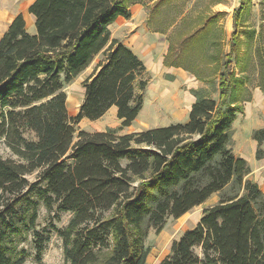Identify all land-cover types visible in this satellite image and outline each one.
<instances>
[{"label": "trees", "instance_id": "16d2710c", "mask_svg": "<svg viewBox=\"0 0 264 264\" xmlns=\"http://www.w3.org/2000/svg\"><path fill=\"white\" fill-rule=\"evenodd\" d=\"M30 1L34 30L18 13L0 37V139L13 156L0 155V264H23L25 250L9 239L22 228L34 231L39 254L34 195L47 208L70 214L64 227L53 226L66 264H145L148 233L213 194L217 202L173 241L159 264H264V192L231 147L233 123L250 100L233 61L238 58L243 72L240 58L256 35L264 40V22L258 33L245 27L251 0H240L233 12L229 51L218 37L214 52H203L210 58L206 66H223L217 100L194 89L185 122L123 134L80 130L76 140L72 122L96 120L115 107L123 128L141 111L148 70L112 37L109 25L119 16L128 19L131 5L151 0ZM166 1L156 0L154 8ZM218 15L205 17L202 30L183 42L206 43L202 39L216 30ZM172 43L164 63L180 67L170 56ZM257 52L264 55V44ZM99 54L72 118L65 87ZM252 139L260 145L264 128L253 130ZM262 157L257 149L256 158ZM24 206L31 211L21 212Z\"/></svg>", "mask_w": 264, "mask_h": 264}, {"label": "rangeland", "instance_id": "374dc122", "mask_svg": "<svg viewBox=\"0 0 264 264\" xmlns=\"http://www.w3.org/2000/svg\"><path fill=\"white\" fill-rule=\"evenodd\" d=\"M30 4V0H0V37L18 13L22 14L26 29L29 32L34 30L33 17L28 13ZM239 4L240 0H169L154 9L151 8V14H153L151 28H161L164 30L167 40L173 42L174 50L170 56L186 72V78L176 81L162 68L158 70L148 69L147 85L142 92V108L130 126L120 128L121 121L117 118L116 108L112 107L96 120L82 118L78 122H72L75 130L74 140L77 139L80 130L94 132L112 128L117 129L119 134H123L166 126L170 123L184 122L188 119V112L185 111L189 105L187 100H189V96H194L192 93L194 89H198L204 95L217 100L219 96L218 74L222 71L223 66H219L218 70L215 65L206 66L205 64L210 62V58L203 52L207 50L208 53L214 52L213 42L218 37L222 40L225 52L229 51L231 34L234 30L232 15ZM217 13L221 14L217 16V28L207 32L205 38L202 39L208 40L206 43L201 44V41L196 40L183 42L185 36H189L196 30L198 32L202 30L199 29L202 27L205 17L214 16ZM245 18V27L254 28L258 33L264 22V0H251ZM175 21L176 24H173ZM110 31L114 38L127 45L126 40L131 34L127 27L117 28L110 24ZM241 40L244 46L249 43L245 35L242 36ZM263 44L264 40L260 38V35H256L248 55L240 58L242 63L240 66L244 69L243 72L237 63L238 58L233 61L232 67L236 74L245 78L248 90L246 96L251 99L252 94L256 92L259 101L264 97V55H260L257 49L262 48ZM100 58L101 54L97 55L91 65L65 87L67 111L72 118L77 115L83 100L82 81L93 70ZM196 76L201 80L197 79ZM165 90H167L166 95H164ZM245 105L244 102L243 108ZM254 115L260 122L263 121V115L256 112ZM246 117L247 113L246 115L244 113L243 115L237 114V120L235 119L236 122L233 123L231 147L236 155L246 159L251 168L249 179L256 182L264 192V141L254 151V147L251 145L252 126L245 129ZM257 149L263 151L261 159L256 158ZM0 155L4 158L13 157L3 139H0ZM33 177L34 175H31L29 179L32 180ZM32 199L35 202L34 209L37 213L34 230L39 232L41 239L39 254H37L32 229L22 228L21 233L11 235L9 239L12 240L13 246L17 249L23 248L25 250L23 264H66L62 240L53 226L59 229L64 227L70 218V214L59 212L55 206L47 208L35 195ZM217 200L218 195L213 194L203 204L192 208L179 218H168L159 232L151 230L145 242L148 249L145 264H159L169 255L173 241L179 239L185 231L194 228L202 216V211L215 204ZM22 211L28 213L31 211V207L24 206Z\"/></svg>", "mask_w": 264, "mask_h": 264}, {"label": "crops", "instance_id": "0c3cea01", "mask_svg": "<svg viewBox=\"0 0 264 264\" xmlns=\"http://www.w3.org/2000/svg\"><path fill=\"white\" fill-rule=\"evenodd\" d=\"M155 1L156 0H151L144 4L136 3L131 5V16L128 19L119 16L111 25H114L117 28L127 27L128 30L131 31L128 40H126V46H128L135 54H137L141 58L147 70L150 68H154L157 70L162 68L164 69L166 74L170 75L176 81L185 79L186 72L181 67L167 66L164 63L165 56L167 55L169 50L170 42L167 40V37L164 34V30H162L161 28H151V17L153 15L151 14V8L154 9ZM173 24H176V21ZM189 97V100H187V103L189 105L185 110L188 113L190 111L191 104L195 100L194 96ZM257 98L258 97L256 96V92L253 93L251 99L245 102L246 105L244 106L243 112L239 113L241 115H243V113L246 115L247 113V122H245V129H248L250 128V126H252V131L264 128V97H262L261 101H259ZM254 112L263 115L262 122L257 119V117L254 115ZM185 121H187V119L184 120V122ZM251 145L252 147H254L255 151L258 143L256 140L252 139V137ZM250 174L251 172L249 173V175Z\"/></svg>", "mask_w": 264, "mask_h": 264}, {"label": "bare ground", "instance_id": "6f19581e", "mask_svg": "<svg viewBox=\"0 0 264 264\" xmlns=\"http://www.w3.org/2000/svg\"><path fill=\"white\" fill-rule=\"evenodd\" d=\"M26 20L28 21V19H26ZM166 94H167V90L164 91V95H166Z\"/></svg>", "mask_w": 264, "mask_h": 264}, {"label": "water", "instance_id": "95a60500", "mask_svg": "<svg viewBox=\"0 0 264 264\" xmlns=\"http://www.w3.org/2000/svg\"><path fill=\"white\" fill-rule=\"evenodd\" d=\"M33 26H34V23H33Z\"/></svg>", "mask_w": 264, "mask_h": 264}]
</instances>
